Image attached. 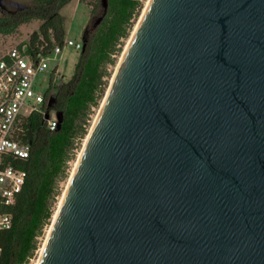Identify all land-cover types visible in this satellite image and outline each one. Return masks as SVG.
Wrapping results in <instances>:
<instances>
[{
  "label": "water",
  "instance_id": "water-1",
  "mask_svg": "<svg viewBox=\"0 0 264 264\" xmlns=\"http://www.w3.org/2000/svg\"><path fill=\"white\" fill-rule=\"evenodd\" d=\"M39 264H264V0H149Z\"/></svg>",
  "mask_w": 264,
  "mask_h": 264
},
{
  "label": "trees",
  "instance_id": "trees-1",
  "mask_svg": "<svg viewBox=\"0 0 264 264\" xmlns=\"http://www.w3.org/2000/svg\"><path fill=\"white\" fill-rule=\"evenodd\" d=\"M34 5L0 16V34H13L22 25L38 21L39 31L18 45L33 56L48 55L66 38L63 9L73 0H33ZM91 8L83 48L72 78L57 91L50 109L59 127L52 131L40 112L24 118L17 140L31 147L20 162L27 171L23 191L5 210L13 214L11 229L0 232V264H19L39 250L41 238L52 225L63 195L60 182L69 179L76 150L90 133L92 115L109 89L121 56L142 15L147 0H84ZM52 85L46 93H51Z\"/></svg>",
  "mask_w": 264,
  "mask_h": 264
},
{
  "label": "built area",
  "instance_id": "built-area-1",
  "mask_svg": "<svg viewBox=\"0 0 264 264\" xmlns=\"http://www.w3.org/2000/svg\"><path fill=\"white\" fill-rule=\"evenodd\" d=\"M69 46L81 51L83 40L65 39L48 55L33 57L26 47L20 49L17 46L0 56V232L12 228L13 214L5 209L15 204L27 179V171L20 162L29 158L31 147L16 138L18 132L23 130L24 118L33 112H40L50 130L55 131L59 127L57 112L50 109L52 91L46 98L57 77H38L48 71L50 56L63 52ZM58 72L55 73L57 76ZM1 254L0 246V258ZM19 264L38 262L32 257Z\"/></svg>",
  "mask_w": 264,
  "mask_h": 264
},
{
  "label": "rangeland",
  "instance_id": "rangeland-1",
  "mask_svg": "<svg viewBox=\"0 0 264 264\" xmlns=\"http://www.w3.org/2000/svg\"><path fill=\"white\" fill-rule=\"evenodd\" d=\"M148 1L149 0L146 1V5ZM103 2L104 4H106V0H103ZM33 5H34L33 0H0V16H3L8 13H14L25 8H30ZM90 11L91 8L84 0H73L68 6H66L63 9L62 14L65 20V27H66L65 39H73L75 41L83 40V37L85 36L86 26L90 18ZM39 27H40V23L38 21H33L31 23L22 25L13 34L10 35L0 34V56L8 52L10 49L17 47L22 42L28 41L31 38L32 34L39 31ZM78 54H80V51L76 50V48L73 46H69L65 48L61 53L52 54L49 59L48 71L44 75H40L38 77V79H45L48 78L50 75L57 77V82L53 83L51 88L52 90L51 99H50L51 104H53L54 97L57 91L62 86V84L68 82L72 78L74 73L73 71L75 70V65H76L75 63H77L76 60ZM116 68L117 67H111L110 68L111 72L115 73ZM57 70L60 71L58 72L59 73L58 76L55 74ZM99 111L100 108L96 109L95 112L93 113L90 125L93 126ZM53 115L55 116L56 113L53 112ZM86 139H84L80 143L79 148L76 150V158L71 162V169L69 171V174L71 175L73 169L75 168L77 160L81 154V151L84 147ZM69 180L70 178L62 180L60 182V189L61 191H63V195L68 186ZM63 195L60 197V201H58L59 202L58 207L60 205ZM49 229L50 227L46 229L44 236L41 238L40 248L33 256L35 262H39L41 258V254L43 252L44 244L47 239Z\"/></svg>",
  "mask_w": 264,
  "mask_h": 264
},
{
  "label": "bare ground",
  "instance_id": "bare-ground-1",
  "mask_svg": "<svg viewBox=\"0 0 264 264\" xmlns=\"http://www.w3.org/2000/svg\"><path fill=\"white\" fill-rule=\"evenodd\" d=\"M148 4V3H147ZM147 6V5H146ZM146 11V7H145V9L143 10V12H142V14L144 13ZM133 35V34H132ZM130 43V40H129V42H128V44ZM127 47V46H126ZM126 49V48H125ZM125 51V50H124ZM81 157V154H80V156H79V158ZM78 158V159H79ZM78 161V160H77ZM77 165H78V163H76V165H75V167H77ZM75 169H73V171H74ZM72 174H73V172H72ZM72 176V175H71ZM71 178V177H70ZM65 193V192H64ZM62 200V199H61ZM55 218H56V214H55V217H54V220H53V222L52 223H54V221H55ZM50 230H51V226H50V229H49V232H48V235H49V233H50ZM46 242V241H45ZM45 245V244H44ZM42 255V254H41ZM38 264H39V262H38Z\"/></svg>",
  "mask_w": 264,
  "mask_h": 264
},
{
  "label": "crops",
  "instance_id": "crops-1",
  "mask_svg": "<svg viewBox=\"0 0 264 264\" xmlns=\"http://www.w3.org/2000/svg\"><path fill=\"white\" fill-rule=\"evenodd\" d=\"M78 57H79V54H78V56H77V60H76V62L78 61ZM76 64V63H75ZM74 72V71H73Z\"/></svg>",
  "mask_w": 264,
  "mask_h": 264
}]
</instances>
